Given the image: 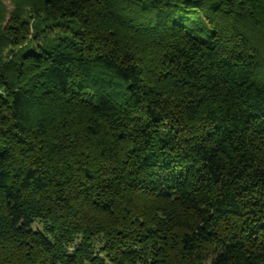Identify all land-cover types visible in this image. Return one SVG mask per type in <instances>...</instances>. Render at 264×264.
I'll list each match as a JSON object with an SVG mask.
<instances>
[{
	"label": "trees",
	"instance_id": "16d2710c",
	"mask_svg": "<svg viewBox=\"0 0 264 264\" xmlns=\"http://www.w3.org/2000/svg\"><path fill=\"white\" fill-rule=\"evenodd\" d=\"M29 4L64 32L0 61V264H264V0Z\"/></svg>",
	"mask_w": 264,
	"mask_h": 264
},
{
	"label": "rangeland",
	"instance_id": "374dc122",
	"mask_svg": "<svg viewBox=\"0 0 264 264\" xmlns=\"http://www.w3.org/2000/svg\"><path fill=\"white\" fill-rule=\"evenodd\" d=\"M30 0H0V32L5 33L7 39L0 46V61L10 60L17 57L18 53L29 45L36 43L51 42L59 32L64 30L55 25L36 30L32 26L25 29V21L33 23ZM36 39L33 40V38ZM35 227L43 228L40 221L35 222ZM96 246L99 247L98 240ZM104 256V253H100ZM93 262H87L92 264Z\"/></svg>",
	"mask_w": 264,
	"mask_h": 264
}]
</instances>
